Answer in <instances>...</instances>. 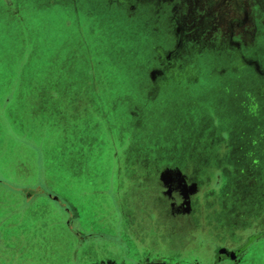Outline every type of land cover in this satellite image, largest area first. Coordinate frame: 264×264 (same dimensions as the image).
<instances>
[{
  "label": "rangeland",
  "instance_id": "rangeland-1",
  "mask_svg": "<svg viewBox=\"0 0 264 264\" xmlns=\"http://www.w3.org/2000/svg\"><path fill=\"white\" fill-rule=\"evenodd\" d=\"M207 1L0 0V249L108 264L135 231L167 247L163 218L130 221L129 187L134 165L171 162L211 186L216 235L263 228L264 0ZM22 184L38 196L23 213ZM250 245L245 264H264Z\"/></svg>",
  "mask_w": 264,
  "mask_h": 264
},
{
  "label": "flooded vegetation",
  "instance_id": "flooded-vegetation-1",
  "mask_svg": "<svg viewBox=\"0 0 264 264\" xmlns=\"http://www.w3.org/2000/svg\"><path fill=\"white\" fill-rule=\"evenodd\" d=\"M204 2H206L204 5H210L207 0ZM222 3L226 7L227 4H232L231 2L226 3V0H222ZM255 6L261 10L263 5L257 1ZM153 82L155 89L164 86L163 80H153ZM164 168H172L173 170L162 178L161 173ZM164 168L156 172L155 176H151L149 173L139 175L138 180L129 188L132 195L131 208H133L130 221L136 220L138 215L143 216L144 220L158 217L157 219L160 221V216L163 218V220L161 219L163 226L160 221L161 228L162 230L165 229V235H160V242L167 241L168 246L159 248L146 246L144 243H146L147 237L145 235L138 236L135 231L133 232L134 238H129L126 234L128 242L132 243L131 249H108V253L112 255V258L108 259V264H245L247 262V250L250 249L251 245L246 248L244 245L252 234L248 235L245 241L240 244L216 235L211 229L213 223L209 221V215L207 216V211L204 208L206 206L204 196L209 189L201 188L199 179L193 175L197 172L186 173L182 170L183 174H181L177 165H168ZM137 174L131 173V178ZM27 190L31 189H25V193ZM28 196L30 197L27 200L29 202L33 193L30 192ZM50 197H52L51 194ZM135 197L143 203L134 205L133 199ZM24 206L21 208L22 213L30 207V205L27 208ZM14 232L11 227L2 232L4 240L15 241ZM259 232L262 231L259 230L253 234ZM170 243L171 245H169ZM83 244L79 241L78 249H75L76 258H74L77 261L79 255H83L87 250L79 249ZM8 250L11 251L9 252L11 255L6 253ZM22 254H24L23 249H0V264H20L18 259ZM98 262L95 264H103ZM78 264H89V262L83 258L82 263L79 262Z\"/></svg>",
  "mask_w": 264,
  "mask_h": 264
},
{
  "label": "crops",
  "instance_id": "crops-1",
  "mask_svg": "<svg viewBox=\"0 0 264 264\" xmlns=\"http://www.w3.org/2000/svg\"><path fill=\"white\" fill-rule=\"evenodd\" d=\"M257 72L259 73V71L257 70ZM260 75V74H259ZM261 76V75H260ZM199 80V79H198ZM197 80V81H198ZM263 87H264V85H263ZM263 87H261L260 86V88L258 89V98L260 99V98H262V97H264V89H263ZM43 98H45V97H43ZM41 99L40 100V103H44V101L43 100H45V99ZM51 99H52V96H51ZM198 148V147H197ZM198 163V162H197ZM168 165H171V166H175V165H177L179 168H178V171H179V173H181V174H183V172H182V170L184 171V172H186V173H192L193 172V170L195 169V167L191 164V163H189V165H188V168H187V170L185 169H183L182 168V166L180 165V164H178L177 162H171V163H169V164H167V166ZM134 170H133V172L132 173H139V174H148L149 172H147V171H145V170H143V169H139L138 168V165H134ZM168 169H170L171 171L173 170L172 168H166V169H164L163 171H162V173L165 171V170H168ZM159 171V170H158ZM157 171V172H158ZM197 171H198V164H197ZM162 173H161V176H162ZM169 173H170V171H169ZM214 173H216V170H215V172ZM163 178V177H162ZM198 178V177H197ZM199 179V178H198ZM199 181H200V185H201V188H203V189H211V186L209 185V186H207V185H204L203 183H202V180H200L199 179ZM131 183V182H130ZM128 185H129V183H128ZM131 186L132 185H130V187L129 188H131ZM32 187L30 186V185H26V184H22V190H23V192H24V190L25 189H31ZM5 194V193H4ZM4 194H2L3 196H5ZM7 195V194H6ZM38 196H32L31 197V201H27L30 197L28 196V195H26V193L24 192L23 194H22V197H21V201L20 202H18V207H19V211H22L21 210V208H22V206H24L25 208H27L28 207V205H31L32 204V201L34 200V199H38L37 198ZM51 198H53V197H51ZM18 211V210H17ZM260 231H264V226H263V228H261V229H259ZM264 240V236L263 237H261V238H258L257 240H255L254 242H261V241H263ZM252 248H254V246L253 245H251L250 246V249H252Z\"/></svg>",
  "mask_w": 264,
  "mask_h": 264
},
{
  "label": "trees",
  "instance_id": "trees-1",
  "mask_svg": "<svg viewBox=\"0 0 264 264\" xmlns=\"http://www.w3.org/2000/svg\"><path fill=\"white\" fill-rule=\"evenodd\" d=\"M263 236H264V231L259 232V233H257V234H252V235L249 237L247 243L244 245V248H246L248 245H250L254 240H256V239H258V238H261V237H263Z\"/></svg>",
  "mask_w": 264,
  "mask_h": 264
},
{
  "label": "water",
  "instance_id": "water-1",
  "mask_svg": "<svg viewBox=\"0 0 264 264\" xmlns=\"http://www.w3.org/2000/svg\"><path fill=\"white\" fill-rule=\"evenodd\" d=\"M169 171H171L170 169H168V170H165L163 173H162V177H165L168 173H169ZM195 187V186H194ZM194 190V189H193ZM149 264H164V263H149Z\"/></svg>",
  "mask_w": 264,
  "mask_h": 264
}]
</instances>
